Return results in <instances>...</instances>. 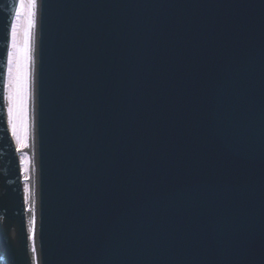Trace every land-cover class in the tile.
I'll use <instances>...</instances> for the list:
<instances>
[{
    "label": "water",
    "instance_id": "95a60500",
    "mask_svg": "<svg viewBox=\"0 0 264 264\" xmlns=\"http://www.w3.org/2000/svg\"><path fill=\"white\" fill-rule=\"evenodd\" d=\"M38 4L36 252L0 83L3 264H264V0Z\"/></svg>",
    "mask_w": 264,
    "mask_h": 264
},
{
    "label": "snow or ice",
    "instance_id": "6c2138e0",
    "mask_svg": "<svg viewBox=\"0 0 264 264\" xmlns=\"http://www.w3.org/2000/svg\"><path fill=\"white\" fill-rule=\"evenodd\" d=\"M38 0H17L10 32L8 33L5 59L0 62L7 125L16 142L17 150L29 147L33 128V105L35 92V29L37 24ZM25 179V198H31L28 181L30 158L21 156ZM31 210V209H30ZM35 224V216L32 218ZM34 232V228L32 230ZM33 253L36 248L33 245Z\"/></svg>",
    "mask_w": 264,
    "mask_h": 264
},
{
    "label": "bare ground",
    "instance_id": "6f19581e",
    "mask_svg": "<svg viewBox=\"0 0 264 264\" xmlns=\"http://www.w3.org/2000/svg\"><path fill=\"white\" fill-rule=\"evenodd\" d=\"M33 138H34V135H33V128H32L31 136L29 139L30 144H29V147L26 149V151L30 154V160H31L30 172H29L30 179L28 181V184L30 186L31 198L29 200H26L25 198L27 221L29 225V236L31 237V243L29 245V253L32 255L31 260L35 259L34 253L32 251V248L34 245V243H32V241H34V232L32 230L33 228L35 230V226L32 223V218L33 216H35V170H34V152H33L34 140ZM22 183H23V186L25 187L24 177L22 178ZM24 196H25V191H24Z\"/></svg>",
    "mask_w": 264,
    "mask_h": 264
},
{
    "label": "rangeland",
    "instance_id": "374dc122",
    "mask_svg": "<svg viewBox=\"0 0 264 264\" xmlns=\"http://www.w3.org/2000/svg\"><path fill=\"white\" fill-rule=\"evenodd\" d=\"M16 5H17V3H16ZM15 10H16V7H15ZM15 10H14V14H15ZM14 14H13V16H14ZM12 20H13V18H12ZM11 24H12V22H11ZM10 28H11V26H10ZM5 111H6V109H5ZM6 118H7V115H6ZM10 131V130H9ZM10 134H11V131H10ZM11 137H12V134H11ZM12 139H13V137H12ZM13 141H14V144H15V146H16V142H15V140L13 139ZM30 142V141H29ZM30 144V143H29ZM16 148H17V146H16ZM27 149V148H26ZM26 149H24L23 150V153H26L28 156H29V158H30V154L26 151ZM22 152H20V151H18V156H19V164H20V169H21V175H22V178L24 177V171H23V165H22V163H21V156H22V154H23ZM31 161V160H30ZM29 172H30V167H29ZM25 189V187L23 186V190ZM25 191V190H24ZM0 264H3V259H2V256H0Z\"/></svg>",
    "mask_w": 264,
    "mask_h": 264
}]
</instances>
